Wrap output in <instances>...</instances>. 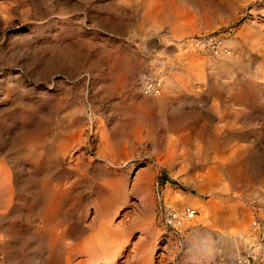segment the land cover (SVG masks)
Listing matches in <instances>:
<instances>
[{
    "label": "rangeland",
    "instance_id": "374dc122",
    "mask_svg": "<svg viewBox=\"0 0 264 264\" xmlns=\"http://www.w3.org/2000/svg\"><path fill=\"white\" fill-rule=\"evenodd\" d=\"M262 209L264 0H0V264H264Z\"/></svg>",
    "mask_w": 264,
    "mask_h": 264
},
{
    "label": "bare ground",
    "instance_id": "6f19581e",
    "mask_svg": "<svg viewBox=\"0 0 264 264\" xmlns=\"http://www.w3.org/2000/svg\"><path fill=\"white\" fill-rule=\"evenodd\" d=\"M6 181V180H5ZM10 182V181H9ZM7 183V182H5ZM4 184V183H3ZM9 186V185H8ZM11 186H9L10 188ZM8 187L4 186V189ZM44 193L46 196V201L44 203V208L42 213L40 214V220H41V225L42 228L37 231V235L41 238L42 241L47 243V246L49 248V251L53 254L55 251H57L60 248L65 247V243L63 241V236L60 233H58V227L56 226V214L58 210V206L60 205L61 202V194L62 192L58 193L57 190H51L49 189L47 183L44 184ZM54 189V188H53ZM12 190V189H11ZM8 191V190H6ZM5 191V192H6ZM10 192V189H9ZM8 193V192H7ZM12 193V192H11ZM9 194V193H8ZM11 195V194H10ZM10 197V196H9ZM6 198V197H5ZM13 199V198H12ZM1 215V214H0ZM37 215V214H36ZM38 217V216H37ZM56 219V220H55ZM55 223V224H54ZM60 228V227H59ZM35 237V236H34ZM39 238V240H40ZM40 242V241H39ZM42 243V242H41ZM40 243V244H41ZM73 251V250H72ZM65 252V251H64ZM72 255V254H71ZM70 256V255H69ZM71 257V256H70ZM68 258V257H67ZM110 259V258H109ZM69 260V259H68ZM73 261V260H71ZM69 262V261H68ZM86 263V261H85ZM61 264V263H60Z\"/></svg>",
    "mask_w": 264,
    "mask_h": 264
},
{
    "label": "built area",
    "instance_id": "2783aa9c",
    "mask_svg": "<svg viewBox=\"0 0 264 264\" xmlns=\"http://www.w3.org/2000/svg\"><path fill=\"white\" fill-rule=\"evenodd\" d=\"M140 86L142 89L143 94L145 95H154L159 96L161 93V84L160 81L157 79L151 77V76H144L141 79ZM257 211L254 212V217L252 218V221L250 223V227L253 231H257L260 228L261 219H264V209L260 211V216L257 215ZM194 215V210L188 211L186 216L188 218H192ZM173 221H177L178 218L176 215L172 214L170 215ZM237 264H250V262L247 259H241L237 262Z\"/></svg>",
    "mask_w": 264,
    "mask_h": 264
}]
</instances>
